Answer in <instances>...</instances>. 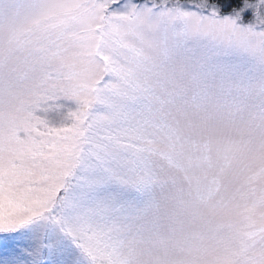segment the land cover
I'll return each instance as SVG.
<instances>
[{"label": "snow or ice", "instance_id": "6c2138e0", "mask_svg": "<svg viewBox=\"0 0 264 264\" xmlns=\"http://www.w3.org/2000/svg\"><path fill=\"white\" fill-rule=\"evenodd\" d=\"M0 264H264V0H0Z\"/></svg>", "mask_w": 264, "mask_h": 264}, {"label": "rangeland", "instance_id": "374dc122", "mask_svg": "<svg viewBox=\"0 0 264 264\" xmlns=\"http://www.w3.org/2000/svg\"><path fill=\"white\" fill-rule=\"evenodd\" d=\"M249 16H250V14H249Z\"/></svg>", "mask_w": 264, "mask_h": 264}]
</instances>
